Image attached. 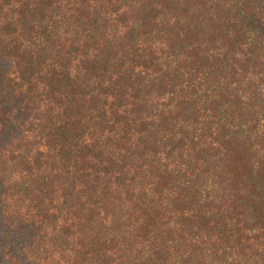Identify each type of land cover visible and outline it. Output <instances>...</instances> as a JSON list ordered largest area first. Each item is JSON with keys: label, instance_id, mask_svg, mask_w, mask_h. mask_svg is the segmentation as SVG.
Returning a JSON list of instances; mask_svg holds the SVG:
<instances>
[{"label": "trees", "instance_id": "16d2710c", "mask_svg": "<svg viewBox=\"0 0 264 264\" xmlns=\"http://www.w3.org/2000/svg\"><path fill=\"white\" fill-rule=\"evenodd\" d=\"M0 264H264V0H0Z\"/></svg>", "mask_w": 264, "mask_h": 264}]
</instances>
